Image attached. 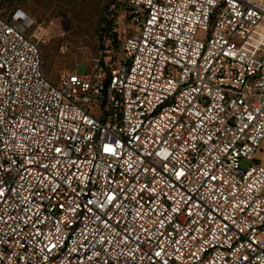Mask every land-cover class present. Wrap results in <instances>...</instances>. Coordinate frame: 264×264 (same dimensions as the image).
I'll return each instance as SVG.
<instances>
[{
    "label": "built area",
    "instance_id": "obj_1",
    "mask_svg": "<svg viewBox=\"0 0 264 264\" xmlns=\"http://www.w3.org/2000/svg\"><path fill=\"white\" fill-rule=\"evenodd\" d=\"M119 20L113 61L54 82L0 5V264H264V0Z\"/></svg>",
    "mask_w": 264,
    "mask_h": 264
},
{
    "label": "rangeland",
    "instance_id": "obj_2",
    "mask_svg": "<svg viewBox=\"0 0 264 264\" xmlns=\"http://www.w3.org/2000/svg\"><path fill=\"white\" fill-rule=\"evenodd\" d=\"M109 2L110 0H7L6 6H20L34 20L29 32L39 42L45 72L52 79H57L65 71L82 72L90 68L94 57L103 54L106 49L117 54L121 42L118 41L114 46L107 35L101 32V18L108 15L106 7ZM122 8L120 5L114 13V27L118 29V33H122L124 29L119 20ZM253 162L264 165V139L253 154Z\"/></svg>",
    "mask_w": 264,
    "mask_h": 264
},
{
    "label": "trees",
    "instance_id": "obj_3",
    "mask_svg": "<svg viewBox=\"0 0 264 264\" xmlns=\"http://www.w3.org/2000/svg\"><path fill=\"white\" fill-rule=\"evenodd\" d=\"M6 1L7 0H0V5L1 7H3L5 9V11L9 12L14 10L15 8H18L20 6H14V7H8L6 6ZM126 3V0H110L109 4L107 5L106 8H108V15H104L101 18V23H102V27H101V32L104 33L105 35H107V37L109 38V40L111 41L112 45L116 46L118 44V41L121 42L120 39V35L121 33L118 32H114L113 31V27L115 25L114 20H115V15L114 13L116 12V10L118 9V7L120 5L124 6ZM22 8V7H20ZM23 9V8H22ZM29 11H32L31 7H28ZM25 10V9H23ZM26 11V10H25ZM27 12V11H26ZM126 21L128 22V19H126ZM124 34V33H123ZM101 37V36H100ZM40 47V46H39ZM103 47V46H102ZM110 46H107V48H109ZM104 49V48H103ZM117 49V48H116ZM42 53V52H41ZM106 55L111 56V61L114 60L116 53H112L109 49L104 50V53ZM43 57V55H42ZM43 69H44V64H43ZM90 68L86 69L89 70ZM45 72V70H44ZM46 76L52 80V81H57V79H52L46 72H45Z\"/></svg>",
    "mask_w": 264,
    "mask_h": 264
}]
</instances>
